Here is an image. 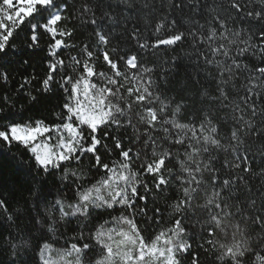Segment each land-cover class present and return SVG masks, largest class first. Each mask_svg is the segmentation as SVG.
Wrapping results in <instances>:
<instances>
[{
    "label": "snow or ice",
    "instance_id": "obj_1",
    "mask_svg": "<svg viewBox=\"0 0 264 264\" xmlns=\"http://www.w3.org/2000/svg\"><path fill=\"white\" fill-rule=\"evenodd\" d=\"M0 264H264V0H0Z\"/></svg>",
    "mask_w": 264,
    "mask_h": 264
},
{
    "label": "trees",
    "instance_id": "obj_2",
    "mask_svg": "<svg viewBox=\"0 0 264 264\" xmlns=\"http://www.w3.org/2000/svg\"><path fill=\"white\" fill-rule=\"evenodd\" d=\"M78 38H79V39H84L85 37L81 36V37H78ZM42 43H43V41H42ZM53 103L55 104L56 101H53ZM5 174H6V177H7L8 179H12V176H11V174H10V172H9L8 169H5Z\"/></svg>",
    "mask_w": 264,
    "mask_h": 264
}]
</instances>
